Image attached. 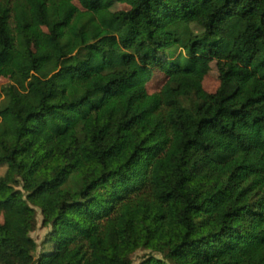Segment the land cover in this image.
Returning a JSON list of instances; mask_svg holds the SVG:
<instances>
[{"label":"trees","instance_id":"trees-1","mask_svg":"<svg viewBox=\"0 0 264 264\" xmlns=\"http://www.w3.org/2000/svg\"><path fill=\"white\" fill-rule=\"evenodd\" d=\"M2 65L0 264H264V0H0Z\"/></svg>","mask_w":264,"mask_h":264},{"label":"rangeland","instance_id":"rangeland-1","mask_svg":"<svg viewBox=\"0 0 264 264\" xmlns=\"http://www.w3.org/2000/svg\"><path fill=\"white\" fill-rule=\"evenodd\" d=\"M108 1V0H107ZM48 37V32L46 30V28H41L36 39H35V46L36 48H40L41 47V52H40V56L42 58H50L54 55H56L57 51L56 50H51L48 48H45L44 42L47 40ZM225 67V63L223 61H217L213 67V69L207 74L204 84L205 87L207 88V90L214 92L218 86L219 83V76H220V70L222 68ZM8 72H9V67L6 65H2L0 67V84H3L6 82V80L8 79ZM148 81L152 82V78L151 76H148ZM236 128L239 131H243L246 134L252 136L255 140H259L264 133L263 132H254L251 129L250 126V119L249 117H245L242 118L241 120H239L236 124ZM39 225H38V229L33 232V235L38 239V241L41 243L44 239V237L46 236L49 228L47 226L43 225V214L41 213L40 210V214H39ZM145 250H141L139 251L136 255H135V263L134 264H138L140 262V259L142 257L143 254H145Z\"/></svg>","mask_w":264,"mask_h":264}]
</instances>
